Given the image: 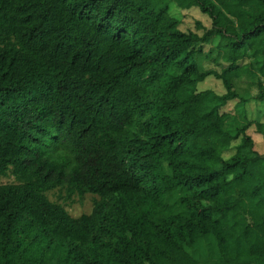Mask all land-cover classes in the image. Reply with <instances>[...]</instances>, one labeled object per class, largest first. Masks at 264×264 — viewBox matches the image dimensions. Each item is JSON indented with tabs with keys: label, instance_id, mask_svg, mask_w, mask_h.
<instances>
[{
	"label": "trees",
	"instance_id": "obj_1",
	"mask_svg": "<svg viewBox=\"0 0 264 264\" xmlns=\"http://www.w3.org/2000/svg\"><path fill=\"white\" fill-rule=\"evenodd\" d=\"M192 7L202 34L173 12ZM209 77L225 92L200 90ZM252 100L264 0H0V177L16 179L0 184V264H264ZM57 188L96 195L92 211L72 216Z\"/></svg>",
	"mask_w": 264,
	"mask_h": 264
},
{
	"label": "rangeland",
	"instance_id": "obj_2",
	"mask_svg": "<svg viewBox=\"0 0 264 264\" xmlns=\"http://www.w3.org/2000/svg\"><path fill=\"white\" fill-rule=\"evenodd\" d=\"M173 12L176 15L181 17V25L180 28L183 31H195L199 34L203 33V29L209 28L211 26V18L201 12L198 7H192L187 10H178L176 8L173 9ZM198 23L201 24V27H198ZM210 45H205V49L208 50ZM206 68L209 67H217L212 62H204ZM236 90L246 96H255L259 89L254 84V82L248 78L247 76L242 77L235 82ZM198 88L200 90L204 89H212L217 93H224L225 89L220 80H217L214 77H209L203 82L198 84ZM262 106L258 101L252 100L247 105V110L249 112V116L251 119L259 118L262 115V119L264 118V113L262 112ZM225 111L229 112L230 118L228 121V126L233 127L237 124H241L242 122V112L243 107L240 103L236 101H230L225 107ZM264 120V119H263ZM249 133L252 135L255 141V148L264 153V137L262 134L256 131L255 126H252L249 129ZM231 152H227L225 155L229 156ZM16 182V179L12 175L2 176L0 177V184H6ZM50 200L63 204L68 212L74 216L79 217L84 213H90L93 208L94 199L97 198L96 195L86 194L84 197H81L78 193H75L68 197V192L65 189H54L47 193Z\"/></svg>",
	"mask_w": 264,
	"mask_h": 264
},
{
	"label": "crops",
	"instance_id": "obj_3",
	"mask_svg": "<svg viewBox=\"0 0 264 264\" xmlns=\"http://www.w3.org/2000/svg\"><path fill=\"white\" fill-rule=\"evenodd\" d=\"M264 119V118H263ZM262 119V121L264 122V120Z\"/></svg>",
	"mask_w": 264,
	"mask_h": 264
}]
</instances>
